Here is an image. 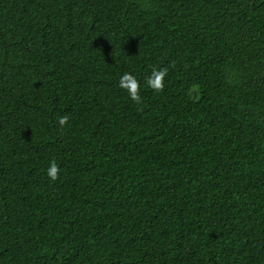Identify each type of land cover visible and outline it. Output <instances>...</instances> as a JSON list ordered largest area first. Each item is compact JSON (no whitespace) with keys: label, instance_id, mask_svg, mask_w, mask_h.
I'll return each instance as SVG.
<instances>
[{"label":"trees","instance_id":"trees-1","mask_svg":"<svg viewBox=\"0 0 264 264\" xmlns=\"http://www.w3.org/2000/svg\"><path fill=\"white\" fill-rule=\"evenodd\" d=\"M0 264H264V0H0Z\"/></svg>","mask_w":264,"mask_h":264},{"label":"clouds","instance_id":"clouds-1","mask_svg":"<svg viewBox=\"0 0 264 264\" xmlns=\"http://www.w3.org/2000/svg\"><path fill=\"white\" fill-rule=\"evenodd\" d=\"M167 75L166 69H159L153 68L151 75L147 78L146 83L148 87H150L155 92H162L164 89V78ZM119 87L126 90L130 99L135 103L139 104L142 102V97L140 95V83L137 78L128 72H125L119 79ZM69 117L67 115L61 116L58 118V123L63 128L67 122ZM60 172V168L53 158L47 169V175L53 181L58 179Z\"/></svg>","mask_w":264,"mask_h":264}]
</instances>
